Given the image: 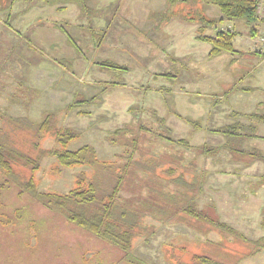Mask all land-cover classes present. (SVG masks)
Wrapping results in <instances>:
<instances>
[{
	"label": "rangeland",
	"instance_id": "rangeland-1",
	"mask_svg": "<svg viewBox=\"0 0 264 264\" xmlns=\"http://www.w3.org/2000/svg\"><path fill=\"white\" fill-rule=\"evenodd\" d=\"M145 2L0 0V107L35 125L50 113L53 131L67 129L76 135L68 151L88 145L99 162L117 168V175L130 164L121 202L135 199L139 206L150 197L152 205L160 188H149L154 189L149 194L143 188L147 180L169 182L166 191L171 193L175 191L171 179L184 174L187 181L195 180L194 211L215 225L232 227L245 239L226 236L215 225L184 214L168 221L148 214L140 219L134 234L136 261L127 262L120 250L21 193L18 182L27 181L31 172L19 163L13 165L17 181L0 175V264H196V256L217 264H264V250L251 256L254 241L264 238V161L254 160L251 153L264 157V139L231 145L243 154L227 148L215 156H202L159 137L187 139L193 147L223 146L227 140L208 130L242 123L257 126V134L264 138V124L246 117L264 113V92L249 98L233 93L259 82L264 87L260 53L264 34L251 32L245 21H234L238 33L234 46L241 53L210 59V45L195 38L199 25L189 24L179 37L167 34L164 20L146 19ZM199 4L202 13L219 19L214 18L219 15L213 11L219 10L217 6L205 0H192L189 5L195 13L190 15H198ZM228 26L225 21L216 29L209 27L205 35L215 37L219 31L231 30ZM61 28L69 31L77 48ZM103 62L128 71L103 68ZM75 101H87L78 108L87 116L68 110ZM170 108L182 118L200 122L203 129L195 131L173 116ZM129 126L131 131L112 141L117 130ZM34 133H17L15 144L38 158L41 150L33 146ZM51 134L42 139V150L61 149ZM169 169L175 174H169ZM102 171L91 166L64 168L45 156L34 177L39 192L66 194L81 180L84 186Z\"/></svg>",
	"mask_w": 264,
	"mask_h": 264
},
{
	"label": "trees",
	"instance_id": "trees-1",
	"mask_svg": "<svg viewBox=\"0 0 264 264\" xmlns=\"http://www.w3.org/2000/svg\"><path fill=\"white\" fill-rule=\"evenodd\" d=\"M170 1H181L186 4L192 3V0ZM258 1L259 0H205V2L217 6L221 13V18L218 20L210 19L206 17L204 13H201L196 17L190 15L188 20L190 23L202 26L198 30V36L196 39L211 46L209 52L210 59L218 58L224 54H240L241 52L234 46V41L237 38L238 33L233 30H223L217 32L215 37H208L204 35V28L215 27L225 21H245L252 26L257 21L256 5ZM12 2L14 3L15 0H12ZM61 30L70 44H72V47L77 48L69 31L64 28H61ZM252 36L256 37L255 34ZM261 56L264 58V53H262ZM100 65L106 69L119 70L121 73L128 71L127 68L111 62H103ZM1 91L0 86V96ZM235 91L251 93L253 92V89L241 88L236 89ZM85 103H87V101H75L68 107V110H78L79 106L84 105ZM8 112L7 108L0 107V175L5 174L9 181H17L13 165L22 163L25 167L30 168V178L27 181L18 182V187L21 193L29 194L32 196L33 200L42 204L45 208L62 218L65 222L76 226L77 228L93 235L97 239L120 250L124 254L123 260L130 263L136 261L133 258L134 234L139 226L140 219L148 214L155 217L157 216L163 221L175 219L179 214H184L197 220H203L208 224L215 225L214 222L209 221L208 218H205L194 211V191L196 190V186H194L193 183L195 180L189 182L184 174H180L178 177L171 179V187H175V191L169 193L166 191L169 182L159 178H152L147 180L146 186L143 187L149 190V194H153L154 189L150 190L149 188L159 186L160 190L156 193L157 199L152 202V205L149 204L151 201L150 197L145 198V203L143 201L144 204H138L139 206L135 205V199H128L121 202L120 199L127 183L128 174L131 173V168H129L130 164L125 165L121 174L117 175V168L113 165H105L102 164V162H99L96 159L95 150L90 146H84L77 151H68L67 147L76 139V135L71 130L67 129L64 131H53V122L50 113H47L42 122L35 125L27 118H14ZM170 113L173 116L183 119L188 125L192 126L195 131L203 129L200 122L191 118H182V116H180L173 108H170ZM77 114L79 116H87V113L82 110H78ZM232 115L239 116L240 114L235 113ZM246 117L250 120L252 119L264 124L263 112H254L250 115H246ZM157 119L160 123H165L164 119L158 117ZM131 130L132 126L117 130L114 133L115 137H113L112 141L115 142L117 139L116 136L119 134ZM31 131L35 132L32 135L35 136L36 139V142L33 145L34 148L41 150V157L38 158L31 156L28 152L20 149L18 147L19 145L16 146L15 144V136L17 133L23 132L29 134ZM208 131L223 136L227 140L226 144L217 147L209 145L193 147L187 139L174 140L165 135L159 137L172 144L192 149L202 156H215L220 151L227 148L235 153L243 154V150H240L237 146L231 145L250 139H264L257 134V126H246L242 123H235ZM48 134L55 137L58 144L61 146V149H41L40 144L42 139ZM136 143L137 140H134L133 144L136 145ZM45 156L55 158L59 165L64 168L91 166L96 169V172L103 170V173H97V176L84 186H82L83 180H81L76 188L70 190L66 194L41 193L37 189L34 176L40 168L41 160ZM251 156L254 157V160L261 158L264 161V157L259 153H251ZM176 158H178L177 155ZM104 172H107V174L105 175ZM168 173L175 174L173 169H169ZM188 194L190 195L189 197ZM159 199L163 200L160 201V204L158 203ZM163 202H169L171 205H163ZM158 206L160 208L156 211ZM215 227L220 232L226 234V236L232 235L238 239H245V237L237 230L224 223H217ZM261 228L264 230V220L261 223ZM253 244H255V248L251 252V256L264 250V238L254 241ZM194 259L196 264H217L206 257L196 256Z\"/></svg>",
	"mask_w": 264,
	"mask_h": 264
},
{
	"label": "crops",
	"instance_id": "crops-1",
	"mask_svg": "<svg viewBox=\"0 0 264 264\" xmlns=\"http://www.w3.org/2000/svg\"><path fill=\"white\" fill-rule=\"evenodd\" d=\"M145 4L147 5L148 10H149L148 14L146 15V19H150V20L158 19V20H162V21L164 20V22L166 24L163 25L162 28H163V30L167 29V34H169L170 32L178 33V37H179V35H181V32L182 31L187 32L189 27L191 26L189 24H192L188 20L190 18V14L195 13V7L191 8L189 4H186V3L181 2V1L171 2L170 0H146ZM209 5H212V4H209ZM212 6H215V5H212ZM208 8H209V6H208ZM211 9H212V7H210L209 10H211ZM213 11H217V13L219 14V15L215 16L214 18L220 19L221 18L220 11L217 9L216 10L213 9ZM197 12H198V15H200L202 13V8H201L200 4L198 5V11ZM204 15L208 18L211 17L208 14V12H205ZM228 23H229L228 27L231 28V30L235 31L236 25L234 24V21H228ZM245 25L247 27H250L251 32H253L252 31V29H253L255 34H257V35L258 34H264V23L259 21V19L252 26H250L248 23H246ZM217 26L211 27V28L216 29ZM200 27H202V26L199 25V28ZM207 28H209V27H207ZM207 28H205L203 30L204 35H205V30ZM198 30H197V35L195 36V38L198 36ZM262 40H264V38H262ZM178 41H180V39ZM210 48H211V46H210ZM260 53H264V51H261ZM254 73L255 72H253V74ZM255 74H257V73H255ZM262 74L264 75V72H262ZM261 78L262 77H260L259 80ZM258 84L259 85H257V86L241 87V88L253 89V92H251V93H249V92L245 93V92H239V91H235L233 93H241V94H243L249 98V97H251L250 95H252L253 93H258L259 91H260L259 93H261V91L264 92V87L260 84V82ZM241 88H237V89H241ZM176 112L178 113V111H176ZM179 115L182 116L181 114H179Z\"/></svg>",
	"mask_w": 264,
	"mask_h": 264
},
{
	"label": "built area",
	"instance_id": "built-area-1",
	"mask_svg": "<svg viewBox=\"0 0 264 264\" xmlns=\"http://www.w3.org/2000/svg\"><path fill=\"white\" fill-rule=\"evenodd\" d=\"M256 14L260 19H264V0L258 1Z\"/></svg>",
	"mask_w": 264,
	"mask_h": 264
}]
</instances>
